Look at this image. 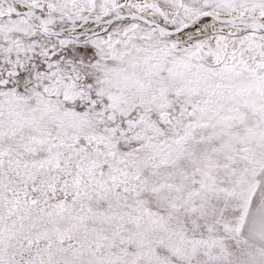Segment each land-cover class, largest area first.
<instances>
[{"label":"snow or ice","instance_id":"snow-or-ice-1","mask_svg":"<svg viewBox=\"0 0 264 264\" xmlns=\"http://www.w3.org/2000/svg\"><path fill=\"white\" fill-rule=\"evenodd\" d=\"M0 264H264V0H0Z\"/></svg>","mask_w":264,"mask_h":264}]
</instances>
